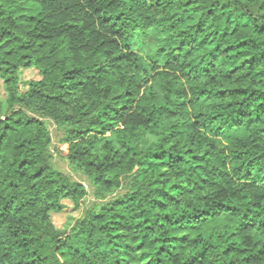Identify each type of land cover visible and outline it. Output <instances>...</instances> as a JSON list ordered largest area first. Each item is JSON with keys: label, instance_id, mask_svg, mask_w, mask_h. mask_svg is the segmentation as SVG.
Segmentation results:
<instances>
[{"label": "trees", "instance_id": "16d2710c", "mask_svg": "<svg viewBox=\"0 0 264 264\" xmlns=\"http://www.w3.org/2000/svg\"><path fill=\"white\" fill-rule=\"evenodd\" d=\"M0 80V264H264V0H0Z\"/></svg>", "mask_w": 264, "mask_h": 264}, {"label": "rangeland", "instance_id": "374dc122", "mask_svg": "<svg viewBox=\"0 0 264 264\" xmlns=\"http://www.w3.org/2000/svg\"><path fill=\"white\" fill-rule=\"evenodd\" d=\"M133 48L136 52L147 55L149 53L154 52L159 44L160 37L153 31H149L148 33H139L132 41ZM23 79H31V78H39L38 71L36 69H27L22 74ZM0 83L1 80H0ZM47 127L54 139V144H56L60 138L62 137L63 131L59 128L52 120L43 119ZM109 138L113 139V136H109ZM150 141V137H146L143 141V147H146ZM54 164L55 166L66 173L69 177H71L75 181L82 182L89 192V200L92 202L94 200L93 191L94 187L88 181V179L79 171H77L73 166H71L67 161L61 159L58 155H54ZM68 207L64 209L62 212L53 213V221L55 225L59 228H63L72 221L73 218L79 216L81 214V209H74L72 203L70 201H66Z\"/></svg>", "mask_w": 264, "mask_h": 264}]
</instances>
